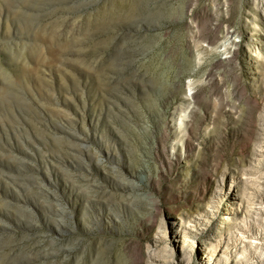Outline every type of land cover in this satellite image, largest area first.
<instances>
[{"label":"rangeland","instance_id":"374dc122","mask_svg":"<svg viewBox=\"0 0 264 264\" xmlns=\"http://www.w3.org/2000/svg\"><path fill=\"white\" fill-rule=\"evenodd\" d=\"M264 0H0V264H264Z\"/></svg>","mask_w":264,"mask_h":264},{"label":"bare ground","instance_id":"6f19581e","mask_svg":"<svg viewBox=\"0 0 264 264\" xmlns=\"http://www.w3.org/2000/svg\"><path fill=\"white\" fill-rule=\"evenodd\" d=\"M264 151V150H263Z\"/></svg>","mask_w":264,"mask_h":264}]
</instances>
